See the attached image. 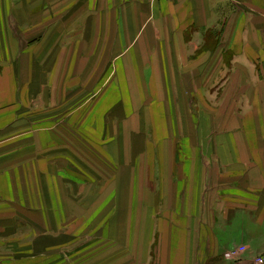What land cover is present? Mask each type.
<instances>
[{"label":"crops","instance_id":"crops-1","mask_svg":"<svg viewBox=\"0 0 264 264\" xmlns=\"http://www.w3.org/2000/svg\"><path fill=\"white\" fill-rule=\"evenodd\" d=\"M240 246L264 254V0H0V264Z\"/></svg>","mask_w":264,"mask_h":264},{"label":"rangeland","instance_id":"rangeland-1","mask_svg":"<svg viewBox=\"0 0 264 264\" xmlns=\"http://www.w3.org/2000/svg\"><path fill=\"white\" fill-rule=\"evenodd\" d=\"M95 118V117H93ZM139 118L140 121L135 122V119ZM145 118L146 117H122L121 121L118 122H112L109 121V119H107V117H102L103 121L100 122L99 127L102 126V138L106 143H113L114 141H116L113 137H117L118 139L121 136H124V146L127 149V153L123 154V157L126 156V160L130 159L132 157V155L135 156V153H132V147L134 146L135 142L138 141L137 144L135 145H139V149L141 150L143 147H145L146 143L145 140H143L141 137V135H136L138 137V140H135L137 137L133 136V137H126L128 135H131L130 131L138 129V130H142V129H146L148 126V122L145 123ZM147 119V118H146ZM93 124L92 127L97 129V123H96V118L93 120ZM111 122V123H110ZM174 125L176 124V128L178 130H181V126L184 129V123L180 122V121H175V123H173ZM113 125V126H111ZM151 127L153 128V126L151 125ZM135 128V129H134ZM194 129V128H193ZM196 129V128H195ZM131 148V149H130ZM134 151V150H133Z\"/></svg>","mask_w":264,"mask_h":264},{"label":"built area","instance_id":"built-area-1","mask_svg":"<svg viewBox=\"0 0 264 264\" xmlns=\"http://www.w3.org/2000/svg\"><path fill=\"white\" fill-rule=\"evenodd\" d=\"M246 251L245 246L237 247L235 250L228 251L224 254L225 258L230 260V264H264V254L256 255L251 263H247L243 257Z\"/></svg>","mask_w":264,"mask_h":264}]
</instances>
